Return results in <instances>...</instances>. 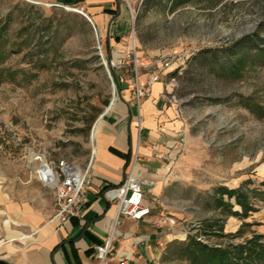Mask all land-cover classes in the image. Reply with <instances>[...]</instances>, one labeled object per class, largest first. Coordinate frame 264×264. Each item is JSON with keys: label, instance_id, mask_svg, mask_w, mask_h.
<instances>
[{"label": "rangeland", "instance_id": "rangeland-1", "mask_svg": "<svg viewBox=\"0 0 264 264\" xmlns=\"http://www.w3.org/2000/svg\"><path fill=\"white\" fill-rule=\"evenodd\" d=\"M119 1L131 26L110 46L80 3L0 0V191L45 216L53 193L31 156L85 167L107 106L129 89L138 96L137 85L141 103L169 70L176 86L161 95L184 130L155 155L164 166L150 215L164 238L146 264H188L179 245L192 235L209 244L264 235V0ZM219 187L250 196L248 217L217 207ZM207 221L226 237L205 232Z\"/></svg>", "mask_w": 264, "mask_h": 264}, {"label": "crops", "instance_id": "crops-1", "mask_svg": "<svg viewBox=\"0 0 264 264\" xmlns=\"http://www.w3.org/2000/svg\"><path fill=\"white\" fill-rule=\"evenodd\" d=\"M80 6L110 46L128 33L131 19L121 10L119 0H83ZM169 72L160 74L152 83L140 109L133 90L129 89L97 119L93 179L87 205L79 217L59 227L47 222L51 209L43 216L19 198H10L0 191V264H96L95 247L105 243L113 231L118 255L115 264L123 258L124 264H146L157 258V247H161L164 234L155 217L149 215L139 221L117 218L116 206L103 198V191L119 185L125 178L136 144L139 115L143 128V144L139 149L142 178L153 181L164 166L156 153H167L171 144H178L184 122L175 106H168L161 95L166 90L170 95L176 86L174 79L168 77ZM150 78L151 74H143L140 82L144 84ZM149 187H145V203L152 209L156 198L151 200L149 195L158 196V192Z\"/></svg>", "mask_w": 264, "mask_h": 264}, {"label": "built area", "instance_id": "built-area-1", "mask_svg": "<svg viewBox=\"0 0 264 264\" xmlns=\"http://www.w3.org/2000/svg\"><path fill=\"white\" fill-rule=\"evenodd\" d=\"M138 60L136 59V81ZM137 105H140V94L137 85ZM140 109V108H139ZM94 129V128H93ZM136 144L132 151L131 163L126 171L122 183L104 189L103 198L110 204H114L117 210V218L128 217L136 221L145 219L151 214L150 207L145 203V187L150 186L148 181L141 176L139 162L141 161L140 146L142 142L143 128L141 116L138 117ZM37 164L34 170L35 178L53 193V205L47 216L48 223L63 226L73 218L79 217L87 205V192L91 187L94 167L96 162L95 138L92 142L91 156L85 167H79L66 160H46L43 154L34 157ZM115 231L105 243L99 244L96 249V264H113L118 258L114 249ZM126 258L120 262L124 264Z\"/></svg>", "mask_w": 264, "mask_h": 264}, {"label": "trees", "instance_id": "trees-1", "mask_svg": "<svg viewBox=\"0 0 264 264\" xmlns=\"http://www.w3.org/2000/svg\"><path fill=\"white\" fill-rule=\"evenodd\" d=\"M61 3L69 6H74L81 3L83 0H58ZM179 1V0H178ZM182 3H190L193 0H180ZM1 37V32H0ZM0 51V58L2 56ZM264 185V183H263ZM215 201L217 207L223 209L224 212L230 215L246 218L253 211L250 196L242 189H228L219 187L215 190ZM227 198V200H225ZM234 199L236 205L242 210L233 211L234 205L231 200ZM219 225V223H217ZM207 230L212 234L220 237H226L222 232V227L219 233L213 230L212 224L206 222ZM210 234V233H208ZM219 234V235H218ZM180 255L188 261V264H264V235L254 234L247 237L243 242H222L219 244L205 243L197 236H190L187 242L179 245Z\"/></svg>", "mask_w": 264, "mask_h": 264}, {"label": "bare ground", "instance_id": "bare-ground-1", "mask_svg": "<svg viewBox=\"0 0 264 264\" xmlns=\"http://www.w3.org/2000/svg\"><path fill=\"white\" fill-rule=\"evenodd\" d=\"M67 8H68L69 10H75V11H76L75 8H72V7H67ZM112 90H113V92L115 93L116 88H115V85H114V84L112 85ZM97 129H98L97 126H95L94 129H93L92 136H91V140H92V142H93V140H94V138H95V135H96ZM31 159L34 160V156H31ZM35 169H36V167H34V170H35ZM182 236H183V235H182Z\"/></svg>", "mask_w": 264, "mask_h": 264}, {"label": "water", "instance_id": "water-1", "mask_svg": "<svg viewBox=\"0 0 264 264\" xmlns=\"http://www.w3.org/2000/svg\"><path fill=\"white\" fill-rule=\"evenodd\" d=\"M76 11H77V12H79L80 14H83V13H82L81 11H79V10H76ZM108 64H109V68H112V65H113V64H112V62H111V61H109V63H108Z\"/></svg>", "mask_w": 264, "mask_h": 264}]
</instances>
